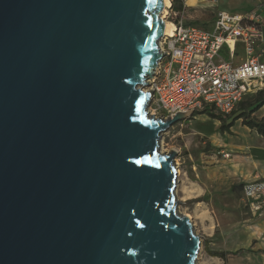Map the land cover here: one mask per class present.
I'll list each match as a JSON object with an SVG mask.
<instances>
[{"label": "water", "instance_id": "obj_1", "mask_svg": "<svg viewBox=\"0 0 264 264\" xmlns=\"http://www.w3.org/2000/svg\"><path fill=\"white\" fill-rule=\"evenodd\" d=\"M164 0H0V264H199L145 90ZM158 74V72H157Z\"/></svg>", "mask_w": 264, "mask_h": 264}, {"label": "rangeland", "instance_id": "obj_2", "mask_svg": "<svg viewBox=\"0 0 264 264\" xmlns=\"http://www.w3.org/2000/svg\"><path fill=\"white\" fill-rule=\"evenodd\" d=\"M196 2L197 6L185 12L183 19L207 29H211L220 11L245 14L261 10L264 18V0ZM221 54L231 60L226 48ZM255 97L256 92H251L243 101L251 103ZM252 109L254 120L264 117V106ZM221 125L220 120L208 114L193 113L162 133L160 150L178 151V210L191 217L201 236L199 264H264V216H253L241 201L243 184L256 177L264 178V136L242 119L229 130H222ZM241 248L249 251L230 254L226 261L208 253Z\"/></svg>", "mask_w": 264, "mask_h": 264}, {"label": "built area", "instance_id": "obj_3", "mask_svg": "<svg viewBox=\"0 0 264 264\" xmlns=\"http://www.w3.org/2000/svg\"><path fill=\"white\" fill-rule=\"evenodd\" d=\"M181 10L168 7L174 28L159 42L163 56L157 72L145 87L153 91L149 112L157 117H173L178 112L193 114L205 107L230 114L244 97L264 89V27L261 10L245 14L220 11L211 29L186 22ZM239 46L244 57L239 62ZM227 49L230 61L221 51ZM260 48V50H259ZM160 114V115H158ZM245 208L257 216L264 214V178H254L242 186Z\"/></svg>", "mask_w": 264, "mask_h": 264}, {"label": "trees", "instance_id": "obj_4", "mask_svg": "<svg viewBox=\"0 0 264 264\" xmlns=\"http://www.w3.org/2000/svg\"><path fill=\"white\" fill-rule=\"evenodd\" d=\"M182 6H183L182 1L180 2L179 0H172V7L174 9L181 10ZM254 106H257V107L264 106V89L256 92V97L253 100V102L248 103L242 100L237 106V108L233 110L230 114H226V115L221 114V113L215 112L210 107H205L203 110L194 112V115L195 113H205L213 118L220 120L222 123L221 125L222 130H229L230 127L234 125V122L236 120L242 119L245 125H247L250 128L256 129L259 134L264 136V117L261 120H254L251 117V113H253L254 111L252 107ZM230 119L232 120L229 122ZM243 251H249V250L245 248H241L233 252L208 250V253L213 257H220L221 259L226 261L230 254L237 255Z\"/></svg>", "mask_w": 264, "mask_h": 264}, {"label": "crops", "instance_id": "obj_5", "mask_svg": "<svg viewBox=\"0 0 264 264\" xmlns=\"http://www.w3.org/2000/svg\"><path fill=\"white\" fill-rule=\"evenodd\" d=\"M180 2L182 1V3L186 6V12L188 11H190V9H192V8H194V7H196L197 6V2H196V0H179ZM172 3V2H171ZM213 25V24H212ZM259 50H260V48H259ZM242 57H244V52H243V50H242V48L239 46V54H238V56L236 57V59H235V61L236 62H239L240 60H241V58ZM261 58V60L263 61V58H264V54L260 57ZM256 178H260V177H256ZM254 179V178H253ZM252 180V179H251ZM247 181H249V180H247ZM246 181V182H247ZM244 206V205H243ZM245 208V207H244ZM247 209V208H246ZM249 212H250V210L249 209H247ZM251 213V212H250ZM252 214V213H251ZM253 215V214H252ZM253 216H255V215H253ZM258 217L260 216V217H263L264 216V214L263 215H257ZM256 216V217H257Z\"/></svg>", "mask_w": 264, "mask_h": 264}, {"label": "bare ground", "instance_id": "obj_6", "mask_svg": "<svg viewBox=\"0 0 264 264\" xmlns=\"http://www.w3.org/2000/svg\"><path fill=\"white\" fill-rule=\"evenodd\" d=\"M164 2H165V7L162 12V17L165 22V34L164 35H172L174 24L171 20L168 19V7L171 5V0H164ZM145 90L149 91L148 89H145Z\"/></svg>", "mask_w": 264, "mask_h": 264}]
</instances>
